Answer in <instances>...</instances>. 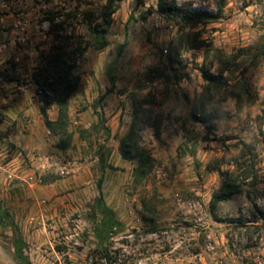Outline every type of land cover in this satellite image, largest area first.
<instances>
[{
    "label": "rangeland",
    "instance_id": "374dc122",
    "mask_svg": "<svg viewBox=\"0 0 264 264\" xmlns=\"http://www.w3.org/2000/svg\"><path fill=\"white\" fill-rule=\"evenodd\" d=\"M109 1L0 0V264H264V0H168L216 16L192 24L113 0L97 50ZM77 42L79 87L48 126L34 76ZM226 178L240 192L216 202Z\"/></svg>",
    "mask_w": 264,
    "mask_h": 264
},
{
    "label": "trees",
    "instance_id": "16d2710c",
    "mask_svg": "<svg viewBox=\"0 0 264 264\" xmlns=\"http://www.w3.org/2000/svg\"><path fill=\"white\" fill-rule=\"evenodd\" d=\"M115 1L111 0L104 8V22L102 25L94 29L96 37L102 41H96L93 46L97 50L107 48L110 43L107 36L110 33L112 26V17L116 12ZM224 4V3H223ZM223 4L221 5L220 12L223 11ZM159 13L167 16L171 20H181L187 24L200 22L203 20H212L216 16L204 11H191L183 12L168 3V0L159 1ZM52 29L51 35L54 34ZM72 40V39H69ZM90 46H84L82 42L72 43L66 47H55L48 54L42 55V67L36 72L34 76V84L37 86V95L41 104H43L42 115L47 121L48 126L51 125L49 119L48 109L53 105H57L61 114L66 119L71 97L77 91L80 84V77L77 75L76 70L80 59L83 58ZM206 78L209 75L206 74ZM210 79L214 82V77ZM114 78H112V81ZM209 80V79H208ZM210 100H207L203 95L200 100L195 103V115L202 112L203 118L208 116L207 105ZM264 114V113H263ZM264 123V115L260 117ZM134 126L132 127L130 137L124 140L122 145V154L126 159L136 160L138 156L132 155L134 150L137 149V140L140 134L151 126V116L147 112L137 111L134 115ZM153 127V126H152ZM239 187L226 178V182L222 191L215 196L216 202L226 201L231 199L235 194L239 193ZM262 220H264V211L260 212Z\"/></svg>",
    "mask_w": 264,
    "mask_h": 264
}]
</instances>
